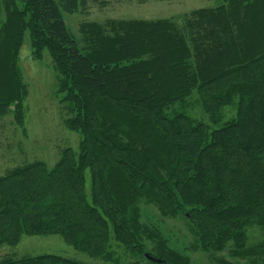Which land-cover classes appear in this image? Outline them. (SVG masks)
Returning <instances> with one entry per match:
<instances>
[{
  "label": "trees",
  "instance_id": "obj_1",
  "mask_svg": "<svg viewBox=\"0 0 264 264\" xmlns=\"http://www.w3.org/2000/svg\"><path fill=\"white\" fill-rule=\"evenodd\" d=\"M218 1L177 19L84 21L80 46L63 15L88 0H0V120L25 134L27 35L78 137L53 166L23 161L0 176V249L56 235L103 264H191L143 220L151 208L184 221L187 250L214 264H264V240L250 243L252 229L264 238V0Z\"/></svg>",
  "mask_w": 264,
  "mask_h": 264
},
{
  "label": "rangeland",
  "instance_id": "obj_2",
  "mask_svg": "<svg viewBox=\"0 0 264 264\" xmlns=\"http://www.w3.org/2000/svg\"><path fill=\"white\" fill-rule=\"evenodd\" d=\"M218 0H88L87 12L75 15H63L64 22L70 33L82 44L80 24L84 21L104 25L108 20L121 19H156L178 18L190 11L214 7ZM19 66L27 88L25 99V134L16 126L12 117L0 120V176L5 169L23 161L42 160L48 167L54 165L59 151L70 146L76 149L78 137L68 132L63 125L62 112L57 95L54 92V74L49 66L47 56L41 60L32 57V49L27 35L19 51ZM193 115L198 116L196 111ZM143 220L156 223L163 236L168 239L169 246L189 257L191 264H214L207 255L187 250L191 236L187 232L184 221L162 219L155 210L145 209ZM263 235L257 229L250 233V243L263 241ZM53 254L86 264H103L99 260L73 250L65 244L60 236L45 235L23 236L15 248L0 249V257L37 256ZM233 263L227 252L216 255ZM235 264H244L241 261Z\"/></svg>",
  "mask_w": 264,
  "mask_h": 264
}]
</instances>
